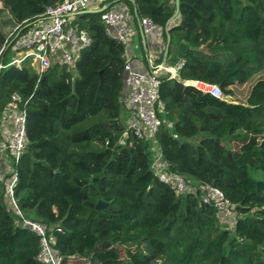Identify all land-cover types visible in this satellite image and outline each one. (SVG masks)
I'll return each mask as SVG.
<instances>
[{
  "label": "trees",
  "instance_id": "obj_1",
  "mask_svg": "<svg viewBox=\"0 0 264 264\" xmlns=\"http://www.w3.org/2000/svg\"><path fill=\"white\" fill-rule=\"evenodd\" d=\"M62 1L0 0L4 24L18 27L10 37L0 31V112L14 93L27 111L26 151L13 165L23 216L55 234L61 264H264V0H180L169 24L175 0L117 1L170 37L169 64L185 60L176 78L161 77L159 114L171 125L143 137L125 135L126 46L107 33L102 12L71 18L91 38L73 65L44 74L29 60L7 66L31 24ZM187 81L229 97L238 85L250 89L244 102L225 101ZM155 147L188 191L155 174ZM206 185L234 206L233 226L204 202ZM39 251L0 177V264H45Z\"/></svg>",
  "mask_w": 264,
  "mask_h": 264
},
{
  "label": "built area",
  "instance_id": "obj_2",
  "mask_svg": "<svg viewBox=\"0 0 264 264\" xmlns=\"http://www.w3.org/2000/svg\"><path fill=\"white\" fill-rule=\"evenodd\" d=\"M107 0H64L55 5L47 6L31 24L30 30L18 42L22 52L13 56L9 65L20 67L23 62L30 61L38 73L50 71L55 64L73 65L80 51L91 44V38L85 30H80L71 23V18L83 13L92 2L105 3ZM109 5L110 4H105ZM104 5V6H105ZM103 6V7H104ZM106 8L102 12V19L107 27V33L119 40L127 49L131 43L132 28L126 24V13L115 7ZM102 8V7H101ZM139 25L144 35L153 33L158 26L150 18H138ZM18 27L14 29L17 30ZM19 35V32L17 33ZM16 35V36H17ZM6 45L0 50V69L4 67L1 58ZM128 59V58H127ZM149 73L136 71L130 61L125 65V103L131 111L125 135L129 133L138 137L153 136L163 125H171L168 118L161 116L165 104L160 100V87L162 75L176 78L185 64L184 59L178 60L174 65L164 62L155 66L152 59L148 58ZM204 93L216 98H223V92L218 85L203 81H187ZM21 97L14 93L8 103V111L12 117V131L7 141L0 143V149L9 150L12 161L18 163L26 151L27 145V111L20 105ZM177 137V135H174ZM155 156L152 169L162 182L172 184L178 193L188 191L189 184L179 174L169 171V165L162 159L160 147H155ZM12 176L7 181L8 197L15 210L21 215L23 224L40 236V251L38 259L45 264H61L62 257L54 248L56 236L49 232L47 227L39 222L25 218L18 208L15 199L14 187L17 183V174L13 168ZM204 202L212 203L217 208L223 219L234 215V206L224 193L211 185L204 187ZM62 231L61 228L57 229Z\"/></svg>",
  "mask_w": 264,
  "mask_h": 264
},
{
  "label": "crops",
  "instance_id": "obj_3",
  "mask_svg": "<svg viewBox=\"0 0 264 264\" xmlns=\"http://www.w3.org/2000/svg\"><path fill=\"white\" fill-rule=\"evenodd\" d=\"M117 1L108 0L107 4L115 2V8L124 10L126 13V24L133 30L130 38L131 43L127 49V58L136 71L149 73L148 58L152 59L155 66L163 64L168 40L166 41L163 30L160 27L153 33L144 35L136 17L135 9L133 10L128 3ZM100 5L99 2H92L87 10L100 9ZM12 125V117L6 107L0 112V143L8 140ZM13 165L11 152L0 149V177L6 183L10 179L9 175L13 171Z\"/></svg>",
  "mask_w": 264,
  "mask_h": 264
},
{
  "label": "rangeland",
  "instance_id": "obj_4",
  "mask_svg": "<svg viewBox=\"0 0 264 264\" xmlns=\"http://www.w3.org/2000/svg\"><path fill=\"white\" fill-rule=\"evenodd\" d=\"M1 5V4H0ZM101 6V5H100ZM8 19V14H4L2 16H0V31L4 32L8 37H10L12 34H13V30L14 28L12 26H6L4 24V21ZM20 40H18L19 42ZM23 53V52H22ZM182 53V50L179 51V54ZM180 56V55H178ZM149 64V63H148ZM150 67V66H149ZM149 71H150V68H149ZM249 89H250V86L249 85H244V86H241V85H238L235 87V95L233 97H229V96H224V100L225 101H230V100H237V102H244L245 99H246V96L249 92ZM123 111L125 112L124 113V116H123V121L124 123H129V120H130V117H131V111L130 109L125 105L123 106ZM240 142H233L232 143V146L235 148V149H238L239 146H240ZM237 218V215L234 213V215L228 219H223V222H225V224L229 225V226H233L234 222H235V219Z\"/></svg>",
  "mask_w": 264,
  "mask_h": 264
},
{
  "label": "water",
  "instance_id": "obj_5",
  "mask_svg": "<svg viewBox=\"0 0 264 264\" xmlns=\"http://www.w3.org/2000/svg\"><path fill=\"white\" fill-rule=\"evenodd\" d=\"M175 2H176V10H175L174 15L169 19L168 24L173 19H175L178 16L179 11H180V0H175ZM107 7H108V5H105L104 7L100 8V9H96V10H85L84 12H103ZM169 46H170V37L168 38V41H167V46H166L165 56H164V62H166V59H167V55H168V52H169ZM44 164H46V162H44Z\"/></svg>",
  "mask_w": 264,
  "mask_h": 264
}]
</instances>
